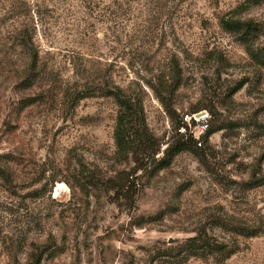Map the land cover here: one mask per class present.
Returning a JSON list of instances; mask_svg holds the SVG:
<instances>
[{
	"label": "rangeland",
	"instance_id": "374dc122",
	"mask_svg": "<svg viewBox=\"0 0 264 264\" xmlns=\"http://www.w3.org/2000/svg\"><path fill=\"white\" fill-rule=\"evenodd\" d=\"M228 17L257 26L249 48L264 50V0H99L95 13L79 0H0V164L12 171L10 187L0 179V264H264V184L246 185L264 180V65L221 27ZM30 38L38 63L24 88ZM112 84L141 87L161 150L176 131L158 97L222 129L167 168L136 171L113 158L117 106L101 95ZM199 231L237 251H180Z\"/></svg>",
	"mask_w": 264,
	"mask_h": 264
},
{
	"label": "trees",
	"instance_id": "16d2710c",
	"mask_svg": "<svg viewBox=\"0 0 264 264\" xmlns=\"http://www.w3.org/2000/svg\"><path fill=\"white\" fill-rule=\"evenodd\" d=\"M79 2L83 8L89 9L93 13L99 9V0H79ZM123 6L125 14L134 13V7H132L130 1H126L125 3L121 4V7ZM60 8L65 12H67V10L70 11L69 8H64L63 6ZM138 11H140L141 14L143 13L142 8ZM220 25L225 31L235 34L242 44L243 42L247 44L250 42L249 44H251L252 38L258 32L257 26L254 24H251L250 22H243L239 19H233L231 17L221 18ZM249 44L247 48L250 55L253 56L257 62L264 65V50L252 52V49L249 48ZM22 46L28 52L29 63L23 71L24 77L21 80V84L24 88H30L36 78L35 71L37 69L38 63V52L34 46L32 38L24 40V42H22ZM145 83L150 87H153L150 82ZM175 83L176 85L179 84L178 78L176 79ZM240 87L241 85L232 90V92L235 93L240 89ZM136 89L132 87L124 89L117 84H112L110 88H102L101 90V95L112 98L117 106V113L113 129V142L115 146L113 158L115 162L121 164L131 160L136 166V171L150 166L152 167L153 172H158L159 170L169 167L173 159L178 154L182 152L196 153L197 150L201 149L196 146L195 142L190 137L185 138L184 135L179 133L178 129L181 126L180 116L175 114V111L172 110L163 99L158 97L170 120L174 121V129L176 131L174 141L167 144L163 150H161V142L151 132L146 123L143 98L140 92L142 91L141 87L138 91ZM87 96L88 93L86 88H80L79 90H76L73 97V105ZM32 102L33 99L28 98L24 101L22 106L25 107ZM219 129L222 128L220 126L213 127L209 124V129L205 134L204 142L208 139L210 134ZM159 153H161V156H157ZM9 163L10 160L7 159L0 164V179L5 181L10 187L12 183V171L9 167ZM132 173L123 171L120 172V174L124 175V180L128 182L129 177L132 176ZM130 182L134 184L135 181L132 180ZM263 184V179L258 180V182L253 184L252 182L246 183L247 187L249 188ZM120 185L121 184L117 182L112 184L110 188L115 189L117 192L120 190V188H122ZM44 189L45 186H42V188L34 190L33 196H40L44 192ZM228 229L233 234L247 238L257 236L259 232L255 230V228L230 222L228 223ZM182 247L183 248L180 251L185 252L188 256H196L200 258L219 256L221 260L229 258L237 251L236 245L227 246L224 243L216 241L203 231H199L197 234L188 237Z\"/></svg>",
	"mask_w": 264,
	"mask_h": 264
},
{
	"label": "built area",
	"instance_id": "2783aa9c",
	"mask_svg": "<svg viewBox=\"0 0 264 264\" xmlns=\"http://www.w3.org/2000/svg\"><path fill=\"white\" fill-rule=\"evenodd\" d=\"M201 112V111H199ZM184 113L180 116L181 126L178 131L186 137H190L197 147L201 148L204 143V137L209 129V113L203 110L202 115L197 113Z\"/></svg>",
	"mask_w": 264,
	"mask_h": 264
},
{
	"label": "water",
	"instance_id": "95a60500",
	"mask_svg": "<svg viewBox=\"0 0 264 264\" xmlns=\"http://www.w3.org/2000/svg\"><path fill=\"white\" fill-rule=\"evenodd\" d=\"M202 113H203V111H201V112L197 113V115H198V116H200V115H202Z\"/></svg>",
	"mask_w": 264,
	"mask_h": 264
}]
</instances>
